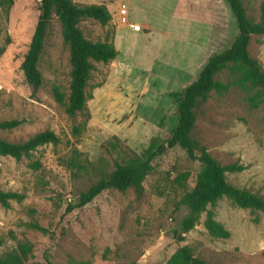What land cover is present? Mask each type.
<instances>
[{
  "label": "rangeland",
  "instance_id": "1",
  "mask_svg": "<svg viewBox=\"0 0 264 264\" xmlns=\"http://www.w3.org/2000/svg\"><path fill=\"white\" fill-rule=\"evenodd\" d=\"M79 5L105 4L112 21L102 26L88 19L79 24L87 39L112 41L120 52L108 64L95 63L87 94L91 118L75 136L86 114L70 117L53 88L70 93L71 62L62 25L54 16L40 61L44 84L34 92L22 63L40 15V0H0V123L22 121L0 131L10 143H23L50 130L59 145H44L31 158L0 157V190L26 195L10 208L0 204V256L28 241L34 246L30 264H166L184 245L209 264H264V213L242 209L227 198L215 207V219L231 234L212 238L206 213L183 243L172 237L187 215L181 205L196 184L201 166L181 148L154 162L144 182V194L134 189L110 190L90 205L66 214V207L100 180L139 156L154 138L168 139L178 123L184 90L199 77L208 60L231 46L237 25L225 0H73ZM249 18L259 22L264 0H242ZM125 2L128 26L119 22ZM249 52L264 69V35L253 36ZM218 78L227 80V73ZM192 137L207 147L222 165L239 163L240 173H228L230 184L264 198V105L252 110L245 93L233 88L212 93L196 109ZM39 162L35 170L31 164ZM82 167H86L83 169ZM184 186L175 182L182 173ZM36 222L55 231L51 239L27 226ZM62 230L64 233L62 234ZM48 256V257H47Z\"/></svg>",
  "mask_w": 264,
  "mask_h": 264
},
{
  "label": "trees",
  "instance_id": "2",
  "mask_svg": "<svg viewBox=\"0 0 264 264\" xmlns=\"http://www.w3.org/2000/svg\"><path fill=\"white\" fill-rule=\"evenodd\" d=\"M10 4L13 0H7ZM237 25V36L229 48L213 55L199 77L184 90L178 107V123L171 136L166 140L154 138L149 147L139 156L130 158L126 163H117L111 173H103L100 180L88 190L82 192L75 203L66 207V214L83 209L94 202L103 193L110 190L126 192L134 189L138 198L144 194V182L154 169V162L163 157L169 150L181 148L192 161L200 163L195 187L185 193L181 200L188 213L180 226L172 231V237L177 243H183L186 235L195 229L201 215L207 214L205 228L212 238L228 239L230 232L215 219V213L208 208L215 207L222 198L231 200L242 209L257 210L264 213V198L247 189L238 188L227 180L228 173H240L246 167L233 163L222 165L212 157L207 147L192 137L197 122L196 109L206 102L212 93L226 94L233 88L245 93L246 101L252 110L264 105V69L258 60L249 52L253 36L264 35V5L261 20L256 22L249 18L242 0H225ZM39 18L22 63L25 79L34 92L44 84L40 70V61L45 49L48 29L54 16L62 25L64 42L69 46L71 62V84L68 101L60 87H54L56 101L65 107L66 113L75 118L78 114H86L84 124L73 127V134L80 136L86 130L87 121L91 118L87 110V102L92 98L87 94V87L95 63L108 64L115 61L120 52L112 41L94 42L86 38L79 24L84 20H94L102 26L108 25L113 17L105 4L79 5L73 0H40ZM227 73V80L222 81L219 75ZM22 121H3L0 131L13 130L22 125ZM61 138L53 131L47 130L36 134L23 143H10L0 137V157H12L20 161L31 158L33 153L44 145H59ZM31 168L39 170L41 164L35 162ZM85 169L86 167H82ZM190 178V173L180 174L175 182L184 186ZM26 195L19 192L0 190V204L10 208L12 202L21 203ZM27 226L50 236L56 237L55 231L41 226L39 223H28ZM64 230H62V234ZM5 239L0 238V247ZM34 256V246L25 241L20 242L13 250L0 256V264H30ZM48 257V256H47ZM47 264H52L47 258ZM166 264H209L195 256L191 247L181 246Z\"/></svg>",
  "mask_w": 264,
  "mask_h": 264
},
{
  "label": "built area",
  "instance_id": "3",
  "mask_svg": "<svg viewBox=\"0 0 264 264\" xmlns=\"http://www.w3.org/2000/svg\"><path fill=\"white\" fill-rule=\"evenodd\" d=\"M118 16H119V22L125 26H128L130 24L129 22V11L127 4L125 2H122L118 8Z\"/></svg>",
  "mask_w": 264,
  "mask_h": 264
}]
</instances>
